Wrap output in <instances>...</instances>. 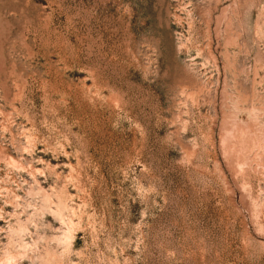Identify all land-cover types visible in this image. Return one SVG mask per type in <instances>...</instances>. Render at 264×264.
<instances>
[{"label": "rangeland", "instance_id": "rangeland-1", "mask_svg": "<svg viewBox=\"0 0 264 264\" xmlns=\"http://www.w3.org/2000/svg\"><path fill=\"white\" fill-rule=\"evenodd\" d=\"M0 264H264V0H0Z\"/></svg>", "mask_w": 264, "mask_h": 264}]
</instances>
